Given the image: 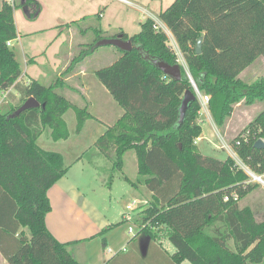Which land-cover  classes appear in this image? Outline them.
Returning <instances> with one entry per match:
<instances>
[{
    "label": "trees",
    "instance_id": "trees-1",
    "mask_svg": "<svg viewBox=\"0 0 264 264\" xmlns=\"http://www.w3.org/2000/svg\"><path fill=\"white\" fill-rule=\"evenodd\" d=\"M13 11L0 0V93L17 87L22 74L7 46L17 38ZM158 19L172 34L198 91L209 97L217 128L225 127L235 105L264 102V79L248 84L239 78L256 59H264V0H175ZM155 26L149 18L137 34L108 37L122 35L132 49H117L120 57L94 74L124 111L95 146L119 170L124 154L133 151L140 183L152 193L134 221L146 226L130 241L140 246L141 239L149 238L148 245L153 244L163 232L175 249L169 256L172 264H264V217L257 221L250 207L239 206L258 186L246 183L247 176L231 158L199 153L197 98L178 123L183 94L194 90L167 35ZM95 33L91 48L104 38L99 30ZM199 38L202 50L196 54ZM90 53L82 50L72 62ZM159 61L178 65L181 79L165 75ZM59 86L31 80L19 87V104L0 110V252L8 264H80L68 253L70 244L58 242L45 224L51 209L47 191L68 167L61 154L40 148L37 141L45 128L54 142L66 140L63 116L69 110L75 113L76 133L91 118L57 93ZM29 98L39 107L14 115ZM254 126L262 128L258 138L263 137L264 110L250 124ZM239 138L232 142L238 158L254 173L264 174V149L254 147L258 139ZM20 229L26 233H17Z\"/></svg>",
    "mask_w": 264,
    "mask_h": 264
},
{
    "label": "rangeland",
    "instance_id": "rangeland-1",
    "mask_svg": "<svg viewBox=\"0 0 264 264\" xmlns=\"http://www.w3.org/2000/svg\"><path fill=\"white\" fill-rule=\"evenodd\" d=\"M93 1L95 0H90L87 7L94 5ZM97 1L100 3H106L107 5L104 12L105 23L122 24L128 35H134L140 30L139 24L149 18L155 20L156 22H154L156 26L161 30L164 25L158 19V14L167 9L175 0H126L128 4L116 0ZM6 2L13 6V17L17 24L18 33L21 36V40L14 42V47L12 48L21 70L24 71L26 65L24 61L25 56L27 59L34 56V59L36 60L35 64H28V72L24 81L28 78L35 77L41 71H45L49 76L48 80L50 83L48 85L59 82V88L61 87L60 89L62 91L63 81L56 76L57 73L63 68L69 69L72 64L78 65V62L75 64L70 61L71 63L67 62L66 66L61 62L57 67V64L52 65V56L54 54H58L59 57L63 59L66 57L67 53H72L73 59L77 58L82 50H90L92 52V50L94 51L96 49L95 58L99 59H94L93 61L91 59V64H89L87 68L94 65L100 68H106L111 65L110 63L112 62L111 60L114 57V53L118 52L114 46L110 45L90 47L95 40V34L90 30V25L96 24L97 22V19L94 17L76 22L75 24L77 25L72 27L68 26L66 28L65 26H57L58 24H71L69 21H71L72 18L69 15L66 0H12V3H9L8 0H6ZM84 31L88 34H85ZM114 32L115 31L107 29L103 31L101 36L104 37L103 39H111L106 37L113 36ZM181 57L182 56H179L178 64L180 63L185 66L184 60ZM64 73L65 72L62 71L60 76H63ZM241 78L248 84L258 78L264 79V59L261 57L256 59L254 63L244 71ZM22 85H26L23 80L17 83V87H11L8 90V95H5V93L2 95L0 94L1 112L5 113L9 111L11 107L19 104L21 99L19 87ZM68 97L70 101H74L73 99L71 100V96ZM263 110L264 102H259L251 106H247L241 102L233 107V112L227 120L224 128L219 129L214 127V129L211 123H202L203 135L211 140L208 147H206V143L202 144L204 145V149H206L204 152L206 154L210 152L207 155L217 158H230L232 142L243 130L253 129L256 132H261L262 128L260 126H254L251 128L250 124L253 123L254 119ZM64 120L71 133L70 139L67 141L54 142L51 139L49 128H45L39 137L37 144L44 150L61 151L65 155V162L70 164L76 157H80L87 150L91 134L83 131L82 135L77 136V133L75 132L76 117L73 110H69L65 113ZM99 124L100 123L97 125ZM263 137H260V139H263ZM222 140L226 143L225 149L222 148ZM87 159H89V156L85 154L82 157V160L86 161ZM123 160V170L113 169L112 163L110 162V170L106 172V167L107 164H109V161L105 158V169L102 168L101 171H99L101 172L99 173V178H96L94 170L82 168V165L74 167L69 176L71 181L78 183L83 194L93 202V205H95L104 216L115 221L116 225H114L116 227L122 225L118 214L124 212L125 215L129 216L132 223L125 224L126 227L128 226L127 230L129 227H132V229L136 231V227L134 226L136 222L135 218L138 213L141 212V200L146 199V196H142L145 187L140 183L142 178L136 172L135 153L129 151L124 156ZM103 176L105 177V180L101 181ZM257 186L258 188L250 193L249 197L246 196V199L239 201V204L241 206L246 204L251 205V202H254L255 205L253 206L259 207L258 210H260L256 211V213L260 212L256 214V219L257 221H261L264 217V189H262L260 185ZM133 200L136 201V204L132 206L131 204ZM150 201L151 198H149L147 202ZM127 206H132V210H126ZM159 236V239L163 238V232H161ZM137 243L138 241H133L132 245H128L127 253L119 254L118 258L122 255L130 256L126 257V261H124L125 264L130 263V260H132L131 257L133 259L137 258V262L140 264H163L162 260H159L157 257H152L150 251L149 255L145 257L141 255V253H137L134 249V245ZM137 246V248H139L138 244ZM164 248L165 252L169 255L175 252L174 247L169 242L165 244ZM106 249L107 247L105 248V251ZM140 252H142L141 249ZM133 253H135V255H133ZM132 263L137 264L134 260Z\"/></svg>",
    "mask_w": 264,
    "mask_h": 264
},
{
    "label": "crops",
    "instance_id": "crops-1",
    "mask_svg": "<svg viewBox=\"0 0 264 264\" xmlns=\"http://www.w3.org/2000/svg\"><path fill=\"white\" fill-rule=\"evenodd\" d=\"M66 2L68 6L69 15L72 18L71 21H69L71 24H63V25L58 24L57 26L60 27L65 26L66 28L68 26L72 27L74 25H77L75 24L76 22H80L82 20H87L90 19L91 17H94L97 19V22L96 24L90 25L91 28L90 30L92 33L96 34L95 30H99L101 33H103V31L110 29L112 31H115L114 34H118L119 32L127 34L124 25L105 23L106 21H105L104 12H105V8H107L106 3H100L97 0H95L93 1L94 5L87 7L89 5L88 2H90V0H66ZM15 28H16L17 38L10 42L11 49L14 47L13 45L14 42H18L21 40V36L18 33L16 23H15ZM167 31L168 32L166 33V35L169 40V45L175 50V47L178 48L177 43L175 42L170 31L168 29ZM84 33L88 34L85 31ZM128 36H132V35H128ZM95 50L94 51L92 50L90 55L86 56L81 61H79L77 63L78 65L72 64L69 69L63 68L64 70L62 69L56 75L58 78L62 79L61 81H63L62 91L61 89H57V93L65 97L66 100H68L75 107L79 109H86L87 113L91 117L90 119L84 122V125L81 131L77 133V136L82 135V132L86 131L91 134V137L89 138L90 143L87 150L80 157H76L74 161H72L70 164L65 162V155L61 151H52V152H58L59 154L62 155L64 165L68 167V171L64 177H62L47 191V197L51 209L50 212L45 217V224L50 234L58 242L64 244L65 243L70 244L67 247V251L80 264H125L124 261H126L125 260L126 257H130V256L122 255L120 258H118V255L121 253L122 254L127 253L128 245H132L131 243L132 241H130L131 236L128 234V230H127L128 226L126 227L125 225L127 223H131L129 216L125 215L124 212L119 213L118 216H119V220H121L122 225L116 227L115 221H113L111 218H107L106 216H104L101 213V211H99L95 207V205H93V202L89 200L85 194H83L80 187L78 186V183L71 181L69 176L70 172L72 171V169H74V167L82 165L81 166L82 168H86V169L88 168L90 170H94L96 178H99V173H101L99 171H101V169L104 168L106 162H105V156L102 155V153L96 148L95 142L99 137H101L107 131L108 128L112 127L121 118V116L124 113V111L113 100V98L106 90V88L96 79L94 75L96 71L102 68L96 65L89 66L87 68V66L91 64L90 62L91 59L92 61L94 59L95 60L99 59V58L97 59L95 58L96 57ZM178 54L179 53L177 52V56L179 60L180 54L179 55ZM72 56H73L72 53L71 54L67 53L66 57L61 59L58 54H54L52 56L53 59L52 65L57 64L58 67L59 64L62 62L66 66L67 62L71 63L75 59V58L72 59ZM119 57H120L119 52L114 53V57L111 60L112 62L110 64L112 65ZM34 58L35 57L33 56L27 59L25 56L24 61L26 65L24 71L21 70L22 74L20 78L17 80V83L23 80V82L27 84L31 80H36L41 84H43L44 86H49L48 85L50 83V81L48 80L49 76L46 74L45 71H41L35 77L28 78L26 79V81H24V78L27 76V72H28V64L36 63V60ZM62 71H64L65 73L63 76H60L61 75L60 73ZM244 71H242L241 74L239 75L240 79H242L241 75L244 73ZM8 93L9 91L6 92L5 95H8ZM0 94L2 95L3 93ZM68 96H71V100L73 99L74 101L73 102L70 101ZM204 122L211 123L213 128L214 127L216 128L210 113L208 116H200L199 124L201 126V129H202V123ZM98 123L100 124L97 125ZM67 128L69 131L68 126ZM70 134L71 133L69 131V137L66 140H62V141H67L68 139H70L71 137ZM203 143H206L207 145L206 147H208V145H210L211 143V140L206 136H204L203 133H201V136L196 140L195 143L201 155L216 158L218 160H224L222 158H217L211 155H207L210 152L207 154L204 152L206 149H204V145H202ZM128 152H126L124 156ZM85 154L89 156V159L83 161L82 157ZM110 167L111 164L109 161V164H107L106 167L107 169L106 172L110 170ZM123 167H124V160L121 170H123ZM135 167H136V172L138 173L137 160L135 162ZM104 180L105 177L103 176L101 181ZM142 196H146L145 197L146 199L141 200L140 203L142 207V208L140 207L141 211L145 209L146 207L145 204L147 203L149 198L152 197V193L145 188L143 190ZM249 196L250 194L247 195V197ZM253 205H255L254 202H251V205L246 204L241 206L239 204L241 208L245 206L250 207L253 210V212L256 214V211H260V210H258L259 207H255ZM20 232L26 233L24 229H20L17 233ZM3 237L4 235L0 232V240H2ZM167 242L168 241L165 237L161 239H156L153 244H149V245L147 244L148 242L145 241L143 244V247L146 248V250L144 251L145 253L140 252L141 249L140 246L139 248L134 247V249L135 251H137V253L138 252L141 253V255H143L144 257L149 255V251H150L152 257L155 258L157 257L159 260H162L163 264H172L169 259L170 255L167 254L164 250L165 249L164 246ZM106 247L107 249L105 251ZM133 255H135V253H133ZM131 259L132 260H130V263L128 264H133L132 263L133 260L137 264H140L139 262H137L138 261L137 258L133 259L131 257ZM0 264H8L1 252H0ZM182 264H190V263L185 261Z\"/></svg>",
    "mask_w": 264,
    "mask_h": 264
},
{
    "label": "water",
    "instance_id": "water-1",
    "mask_svg": "<svg viewBox=\"0 0 264 264\" xmlns=\"http://www.w3.org/2000/svg\"><path fill=\"white\" fill-rule=\"evenodd\" d=\"M105 45L114 46L116 49H119L124 52H128L132 49V45L130 41L123 40L122 35H118L115 38H111V39L100 40L99 42L96 43L95 46L97 47V46H105ZM201 50H202V38H199L195 46L196 54H200ZM157 66L165 75L171 77L172 79L174 80L181 79L180 68L178 65L170 66L162 61H159L157 62ZM195 99H196V95L191 91L187 90L184 92L181 105L179 108V120H178L179 124L182 123L184 119V115L189 103H191ZM37 107H39V103L34 98H29L24 102V104L21 107L18 108V110L15 112L14 115H19L23 111ZM254 147L257 149H264V137L263 140H257L254 143ZM145 241L148 242L149 238H144L140 240V248L142 250V253L145 250V247H143Z\"/></svg>",
    "mask_w": 264,
    "mask_h": 264
},
{
    "label": "built area",
    "instance_id": "built-area-1",
    "mask_svg": "<svg viewBox=\"0 0 264 264\" xmlns=\"http://www.w3.org/2000/svg\"><path fill=\"white\" fill-rule=\"evenodd\" d=\"M116 1H119V2H123V3H126L128 4V2L126 0H116ZM9 3H12V0H8ZM155 21V20H153ZM156 22V21H155ZM156 25V24H155ZM155 28L158 29L157 26H155ZM165 34L167 33V28L166 27H162L161 29ZM7 46H10V42L7 43ZM173 49V48H172ZM176 50V52H175ZM175 50L173 49V51L175 52V54L177 55V52L180 54V50H178L177 47H175ZM178 54V55H179ZM182 55V54H181ZM179 55V56H181ZM178 57V56H177ZM183 59V57H182ZM184 60V59H183ZM179 62V60H178ZM185 63V61H184ZM185 71H186V74L188 76V79L190 81V84L191 86L193 87V90H194V94L196 95V98L198 99L199 103H200V111H199V115L200 116H208L209 115V110H208V102H209V97L207 95H204L202 93H200L197 89V87L195 86L192 78L190 77L188 71H187V67H186V63H185V66H183V64H180ZM260 131H254L253 133L250 131V130H243L239 135H240V138L241 140H244V141H247L248 139L250 138H253L254 140L258 139V140H263V139H260L258 138V136L260 135ZM196 143V142H195ZM237 144L238 141H237ZM226 147V143L224 140H222V148L225 149ZM231 152H230V158L236 163V165H238L240 167V169L244 172V174L247 176V184H256V185H260L262 189H264V174H261V175H258L256 173H254L248 166H246L237 156L236 152L233 150V147L231 146ZM230 150V149H229ZM234 151V152H233ZM233 198L236 200L237 199V195L234 194L233 195ZM224 200H227V198H225ZM136 204V202H132V206ZM147 204V203H146ZM145 204V206H146ZM132 206H127V210H132ZM136 227V231H134V229H132V227H129L128 228V234L131 236V238L135 237L137 232L144 229L145 228V224H135L134 225ZM125 251V250H123ZM116 255V254H115Z\"/></svg>",
    "mask_w": 264,
    "mask_h": 264
}]
</instances>
